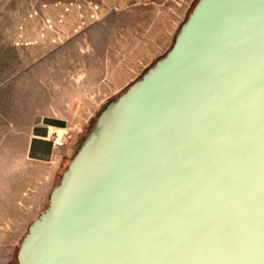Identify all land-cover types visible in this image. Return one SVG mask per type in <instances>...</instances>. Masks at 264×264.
<instances>
[{"label": "water", "instance_id": "1", "mask_svg": "<svg viewBox=\"0 0 264 264\" xmlns=\"http://www.w3.org/2000/svg\"><path fill=\"white\" fill-rule=\"evenodd\" d=\"M100 120L18 264H264V0H198Z\"/></svg>", "mask_w": 264, "mask_h": 264}, {"label": "crops", "instance_id": "2", "mask_svg": "<svg viewBox=\"0 0 264 264\" xmlns=\"http://www.w3.org/2000/svg\"><path fill=\"white\" fill-rule=\"evenodd\" d=\"M47 58L14 82L16 118L0 116V137L6 138L0 152V249L11 250L7 257H12L57 188L70 141L67 138L64 148L55 149L51 133L67 132L76 139L85 135L106 104L137 75L135 68L121 69L112 51L63 49ZM13 119L16 125L9 123ZM8 138L18 142L19 160H10ZM11 167L16 169L14 176L9 175ZM9 263L10 258L0 262Z\"/></svg>", "mask_w": 264, "mask_h": 264}, {"label": "rangeland", "instance_id": "3", "mask_svg": "<svg viewBox=\"0 0 264 264\" xmlns=\"http://www.w3.org/2000/svg\"><path fill=\"white\" fill-rule=\"evenodd\" d=\"M197 2L0 0V116L16 118L18 98L15 96L14 82L22 73L30 71L35 64L47 60L49 55L58 50L85 48L112 51L121 69L135 68L137 71L135 79L106 104L99 119L85 135L78 139L68 137V153L58 174L57 187L84 143L97 132L101 117L131 85L171 50L181 26ZM16 122V119L9 121L14 125ZM8 139H11L10 160H19L21 148L18 142ZM4 145L6 138L0 137V152L5 148ZM11 168L13 171L9 175H16V169ZM22 242L12 257H7L11 250L0 249V262L10 258L9 264H18L17 254Z\"/></svg>", "mask_w": 264, "mask_h": 264}, {"label": "built area", "instance_id": "4", "mask_svg": "<svg viewBox=\"0 0 264 264\" xmlns=\"http://www.w3.org/2000/svg\"><path fill=\"white\" fill-rule=\"evenodd\" d=\"M68 138L67 132H57L51 133L49 139L52 142L55 149H62L66 146V139Z\"/></svg>", "mask_w": 264, "mask_h": 264}]
</instances>
